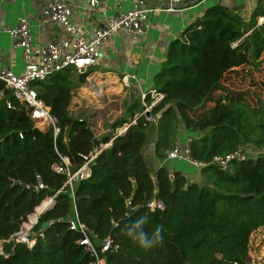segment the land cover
Instances as JSON below:
<instances>
[{
    "label": "trees",
    "instance_id": "obj_1",
    "mask_svg": "<svg viewBox=\"0 0 264 264\" xmlns=\"http://www.w3.org/2000/svg\"><path fill=\"white\" fill-rule=\"evenodd\" d=\"M216 2L204 4L201 15L171 42L155 76V86L162 89L165 86L159 84L160 79L187 73L188 61L200 51L199 44L188 37L199 33L208 42L212 27H217L221 36L240 40V48L251 50L253 63L264 51V21L259 24L264 18V0H257L248 18ZM218 15L223 16L222 23L216 19ZM177 51L187 55L185 60L175 57ZM73 71V67L66 68L31 86L57 119V137L52 129L41 132L33 128L25 106L5 91L0 81V92L4 91L0 97V245L4 253L0 254V264H90L92 257L77 244L79 234L69 229L73 209L97 240L110 236L118 245V250L107 256L108 264H248L251 236L264 228V156L233 161L228 171L213 159L238 146L264 148V121L255 123L245 108L234 106L194 121L185 110L200 106L202 101L194 103L191 96L166 100L159 111L170 103L174 107L156 121L148 120L143 112L150 101L137 95L126 103L124 116L108 126V134L97 138L85 120L70 115L69 92L81 85L79 79L72 85L69 73ZM157 92L166 95V89ZM8 103L13 108H8ZM228 114L234 120H227ZM125 124L127 129L119 134ZM181 127L192 138L191 159L205 164L199 167L202 181L187 182L182 177L174 201L158 195L156 199L162 200L165 208L152 212L147 207L154 199L152 183L139 156L143 157L152 133L155 157L166 160V152L180 141ZM136 140H142L141 146L132 155ZM109 143L90 164V176L74 185L72 197L65 185L66 175L53 172L52 165L61 163L60 156L67 157L71 172H76L85 163V156ZM37 175L44 189H36ZM50 197H54V204L31 229L36 239L33 248L11 240L35 208ZM128 201L132 212L128 211ZM144 215L149 217L146 232L162 228V243L148 250L123 231ZM46 222L51 225L42 231Z\"/></svg>",
    "mask_w": 264,
    "mask_h": 264
},
{
    "label": "built area",
    "instance_id": "obj_2",
    "mask_svg": "<svg viewBox=\"0 0 264 264\" xmlns=\"http://www.w3.org/2000/svg\"><path fill=\"white\" fill-rule=\"evenodd\" d=\"M191 0H169L171 4L182 3L186 4ZM218 0H203V2H215ZM98 0H91V6H97ZM161 8L154 7L146 3L145 0H136L133 7L127 11H120L111 17L105 19L103 26L97 28L88 38L84 37L80 28L75 25L71 19L73 18V10L70 4L61 1H50L43 9V17L47 22L59 25L65 31V38L61 41H51L46 45L40 46L33 51L31 47V24L26 17H20L17 23L12 27L3 28V33L8 35L11 46L19 50L25 62L24 70L21 74L16 75L12 69L3 64L0 56V81L4 83V90L10 91L15 99L25 106L27 116L32 121L33 128L41 132L49 129L53 130L54 137L60 133V128L57 126V119L51 114L50 108L41 100L32 83L38 80H44L47 77L54 75L66 68L73 67L76 72L86 74L92 67L98 64L100 51L99 48L108 39L116 34L123 32L133 36H144L149 26L150 16ZM168 10H171L168 9ZM264 18H260L259 23H262ZM122 84L125 87L130 86L129 76L122 77ZM3 92H0V97ZM100 91H98V95ZM147 95H152L155 98L149 108L145 106V111L151 110L164 95L156 90L150 91L148 94L142 95V100H145ZM8 108H13L11 104H7ZM143 112V113H144ZM151 117L147 118L148 120ZM154 121V120H153ZM128 125L119 130V134L127 129ZM21 136V135H20ZM185 142V147L182 150L181 145L177 142L174 147L167 151V160H186L189 163L203 167L205 164L193 161L190 157V142ZM109 144H102L100 147L85 156V163L76 172H71L70 161L67 157L60 156L61 163L52 165L53 172L66 175L67 180L65 185L69 188V192L74 197V185L78 182L77 176L80 174V181L87 179L90 176V171L87 169L99 153L107 148ZM259 156H264V148L252 149L245 146H238L234 151L222 156H217L213 159L223 171L230 169V164L233 161L243 162L249 159H256ZM87 172H84L85 170ZM38 185L37 190L44 189L45 186L41 182V178L37 175ZM54 204V197L45 199L40 206V209L35 208L32 215L28 217V223H24L20 232L16 233L11 240L17 243H24L28 248H33L36 239L31 236V229L37 223V217L40 213L45 212ZM127 207L130 208L128 201ZM45 205L44 207H42ZM147 207L152 211L163 210L164 202L160 199H151L147 202ZM34 216V220L31 219ZM69 229L79 234L77 244L83 247L92 257L90 264H108L107 256L118 250V245L113 239L108 236L103 240H97V236L82 224L74 212L68 220ZM41 237L43 235L41 234ZM253 235L251 236V239ZM250 239V242H251ZM0 254L4 255L0 245ZM248 264H261L264 262V257L253 256L249 251ZM8 257V255H5ZM237 264V263H235Z\"/></svg>",
    "mask_w": 264,
    "mask_h": 264
},
{
    "label": "crops",
    "instance_id": "obj_3",
    "mask_svg": "<svg viewBox=\"0 0 264 264\" xmlns=\"http://www.w3.org/2000/svg\"><path fill=\"white\" fill-rule=\"evenodd\" d=\"M50 1L70 4L73 10L71 21L80 28L83 36L88 38L97 28L104 25L106 18L117 12L131 9L136 0H98V5L94 7L91 6V0H0V56L3 64L8 65L16 75L23 72L25 62L21 52L11 46L8 35L3 33V28L12 27L17 23L18 18L26 17L31 24L30 44L33 51L51 41L63 40L66 36L65 31L59 25L47 22L43 17V9ZM152 1L169 2V0ZM207 3L203 2V7ZM216 3L248 18L257 0H218ZM178 4H181L178 5L180 7H170L171 10L165 6H154L161 10L150 16L149 26L144 36L136 37L120 32L105 41L99 48L98 64L88 72L89 80H102L108 83L118 81L128 75L130 89L135 96L140 95L142 98L143 94L155 90L154 87L146 90L143 85L148 83V78L154 72V68L160 67L165 61L171 42L179 39L187 26L200 16L203 10V7L199 9L198 6L185 7L182 3ZM103 85L99 82L96 87L92 84L82 90L89 91L88 95L95 94L94 89L103 91ZM99 131L95 132L97 138L108 134L109 128L107 126ZM184 140L182 138L179 141L182 150L185 147L186 141ZM141 141L134 142L132 155L139 151ZM154 143L155 137L151 133L146 141L143 157L139 156L140 163L145 161L144 172L151 180L150 190L153 198L162 195L167 200L174 201L182 184V177L187 182L202 181L199 176V167L186 160L157 159L154 154ZM72 211L74 212V209Z\"/></svg>",
    "mask_w": 264,
    "mask_h": 264
},
{
    "label": "rangeland",
    "instance_id": "obj_4",
    "mask_svg": "<svg viewBox=\"0 0 264 264\" xmlns=\"http://www.w3.org/2000/svg\"><path fill=\"white\" fill-rule=\"evenodd\" d=\"M216 19L220 23L223 22L222 15H218ZM250 33L248 32L245 36ZM188 38L192 43L199 44L200 51L193 60H187V73L174 78L160 79L159 84L165 86L160 89L155 86V76L160 71V67H156L150 74L148 83L143 85L146 90L152 87L157 88V91L166 89V95L163 94L164 98L149 110L151 115L158 114L166 100L191 96L194 103L202 101L200 106L187 107L185 110L186 115L194 121L216 113L225 106L243 107L255 123L264 121V51L253 63L251 50L247 47L240 48V40L230 39L227 35H219L217 27L211 28V37L208 42L204 41L199 33L190 35ZM186 56L182 51H177L175 57L185 60ZM69 78L73 81L72 85L76 84L78 79L81 83L78 89L72 88L69 92L70 115L73 118L85 120L95 132H100L99 130L105 129L116 119L122 118L126 103L135 96L130 89L131 86L121 85V79L108 80L109 82L105 83L102 80H89L88 73L79 75L76 71L69 73ZM99 82L104 84L103 91L94 89L95 94L88 95L89 91L82 90L92 84L96 87ZM97 90L100 91L99 95ZM154 97L146 96L150 101L147 103L148 108L155 102ZM226 119L232 121L234 117L228 114ZM181 137L186 142L187 140L192 141L190 132L184 127H181ZM128 154L131 155V150ZM149 184H151L150 180ZM252 235L249 251L253 256H260L258 257L260 260L264 257V228L258 229Z\"/></svg>",
    "mask_w": 264,
    "mask_h": 264
},
{
    "label": "clouds",
    "instance_id": "obj_5",
    "mask_svg": "<svg viewBox=\"0 0 264 264\" xmlns=\"http://www.w3.org/2000/svg\"><path fill=\"white\" fill-rule=\"evenodd\" d=\"M149 217L147 215L139 217L130 225L126 226L123 230L124 233L141 248L148 250L156 247L162 243V228L157 227L149 234L144 230L145 225L148 223Z\"/></svg>",
    "mask_w": 264,
    "mask_h": 264
},
{
    "label": "water",
    "instance_id": "obj_6",
    "mask_svg": "<svg viewBox=\"0 0 264 264\" xmlns=\"http://www.w3.org/2000/svg\"><path fill=\"white\" fill-rule=\"evenodd\" d=\"M146 1V3L147 4H149V5H152V6H165V7H173V8H178V7H180V6H178V5H181V4H178V3H176V4H171V3H169V2H155V1H152V0H145ZM185 5V7H189V6H198L199 7V9H202V7H203V0H192V1H190V2H188V3H186V4H184ZM181 8H182V6H181ZM173 106V104H167L163 109H161L159 112H158V114H156V115H151V112L150 111H145L143 114L147 117V118H149V117H151L152 118V120H154V121H156L157 119H159L160 117H161V115L164 113V112H166L169 108H171ZM89 171H90V167L89 168H87ZM85 170L84 172H87L88 170ZM77 178H78V182L80 181V174L77 176ZM128 211L129 212H132V209L131 208H129L128 209ZM42 213H40V215H41ZM37 218H39V217H37ZM37 221H38V219H37ZM51 225V222H46V223H44L43 224V226H42V231L43 230H45L47 227H49Z\"/></svg>",
    "mask_w": 264,
    "mask_h": 264
}]
</instances>
